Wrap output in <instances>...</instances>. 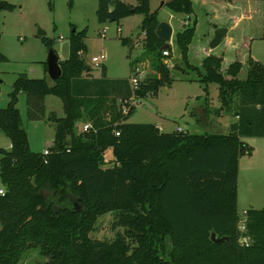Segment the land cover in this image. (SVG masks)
<instances>
[{
    "label": "trees",
    "instance_id": "16d2710c",
    "mask_svg": "<svg viewBox=\"0 0 264 264\" xmlns=\"http://www.w3.org/2000/svg\"><path fill=\"white\" fill-rule=\"evenodd\" d=\"M163 6L176 13L195 12L193 0H170ZM16 8L0 0V12ZM134 14L144 15L143 48L155 53L157 73L138 89H132L128 78L109 79L105 67L101 78L91 79L83 57L87 29L73 26L69 57L59 60L62 76L49 82L20 74L7 107H0V132L11 141L9 150L0 148V264H19L33 249L47 258L39 264H264V208L246 211L244 232L238 212L239 159L253 153L244 139L264 137V64L249 57L244 78L242 62L233 61L223 71V58L216 54L205 57L200 67L193 65L189 46L195 19L175 34L185 67L175 64L174 69L198 73L206 93L205 125L210 124V86L217 85V114L226 111L234 117L229 131L164 133L155 124L128 122L137 109L123 113L122 106L133 95H157L172 80L163 52L171 56L173 48H163L156 32L158 10H151L150 0H138L136 6L99 0L101 23ZM226 36V27H216L211 48ZM43 41L53 48L52 40ZM121 42L131 55L136 42L125 37ZM5 61L0 32V62ZM136 62L131 63L132 74ZM21 93L27 96L32 120L46 117V96L62 100L64 116L52 111L48 117L55 127L48 154L31 149L18 108ZM81 119L90 127L78 132ZM108 149L114 156L111 166H105ZM106 214L114 215L113 228L122 231L112 240L92 238L98 219ZM213 233L224 240H213ZM244 237L247 243L241 242Z\"/></svg>",
    "mask_w": 264,
    "mask_h": 264
},
{
    "label": "rangeland",
    "instance_id": "374dc122",
    "mask_svg": "<svg viewBox=\"0 0 264 264\" xmlns=\"http://www.w3.org/2000/svg\"><path fill=\"white\" fill-rule=\"evenodd\" d=\"M136 6L138 0H122ZM170 0H150L152 11L158 10V18L171 21L175 34L183 31L187 26L197 19L199 21V33L207 34V39H213L216 28L214 22L221 24L222 14L215 16L212 11L220 8V3L209 2L204 4L203 0H193L195 12L190 16L185 13H176L170 10L163 3ZM241 5L253 12L251 20L245 22V33L251 40L252 51L248 46L245 64L241 70V77H245L248 70V59H254L264 64V0H240ZM99 0H32L23 9L18 6L16 9L2 11L0 14L1 51L7 56L8 61L0 62V107L5 108L9 103V93L12 90L15 80L20 74H26L31 78L47 77L50 79L45 64L48 61L49 48L44 43L46 37L53 42V48L60 57L66 60L70 52V34L73 26L78 30L87 29L86 43L89 50L84 54V58L89 66L93 68V74L101 76L104 65H96L92 62V57L105 52L108 56L107 66H110V74L118 76L120 79H129L132 74L131 63L136 61L135 67L140 69L142 80L150 79L157 75L154 69L155 53L144 52L145 34L141 30L143 14H134L120 22L101 23L97 17ZM217 16L219 18H217ZM190 21V22H189ZM220 25V26H221ZM106 28V31H105ZM240 28L234 34L240 35ZM45 34H40V31ZM240 33V34H239ZM121 37L132 38L139 41L130 55L129 46H124ZM175 37V36H174ZM172 40V55L164 58L165 63L171 71V83L161 85L157 95L147 94L141 99V103L136 107V112L130 116L128 122L131 123H151L162 127V132L173 133L180 126L192 133L204 134L207 132L227 133L234 117L222 111L217 114L220 107L218 100L217 85H211L209 108L211 110L210 123L205 125L204 112L205 86L198 81V73L188 69L183 72L174 69V65L184 66L181 56ZM220 47L216 52H220ZM232 55H226L224 63L229 65L233 61L240 60L237 57L230 59ZM193 65L200 67L195 60ZM223 65L222 70L225 71ZM52 81V80H49ZM198 97H201L198 99ZM22 123L26 129L31 144V149L40 152L45 148L47 142L55 137L54 124L48 119L53 111L58 116L63 114V103L60 97L50 95L46 104V117L41 120H32L28 115L27 96L20 94L18 103ZM201 111L199 112V110ZM198 110V111H197ZM201 116V118H200ZM200 118L201 122H198ZM87 121L81 119L76 124V130L81 132L83 125ZM221 123L220 127L215 124ZM10 139L0 132V148L9 150ZM253 148L252 155H243L240 162L239 175V198L238 212L240 215V225H245L246 211L251 208H264V140L246 139ZM254 154V155H253ZM113 153L111 149L106 151L105 166L113 165ZM1 159V154H0ZM1 183V179H0ZM114 215L106 214L101 216L95 229L90 236L99 240H112L118 231L113 228ZM47 258L42 256L38 249L29 250L22 257L19 264H39Z\"/></svg>",
    "mask_w": 264,
    "mask_h": 264
},
{
    "label": "crops",
    "instance_id": "0c3cea01",
    "mask_svg": "<svg viewBox=\"0 0 264 264\" xmlns=\"http://www.w3.org/2000/svg\"><path fill=\"white\" fill-rule=\"evenodd\" d=\"M6 1L15 4L17 7L20 6L21 9H23L27 3H32V0H6ZM35 1H37V0H35ZM249 1H253V0H249ZM203 2H204V4H207L209 2L220 3V4L215 5L217 7H218V5H220V8H215L214 11H212V13L214 16H215V14L217 15V13L222 14V17L220 18L222 21L220 23H222V25L214 22V28L226 27L227 28V36L225 37L222 44L219 46L221 51L216 52L219 47L214 48V49L211 48L210 43H211L212 39H210V40L207 39L208 35L205 33H203V34L199 33L200 24H199V21L197 20L198 23H197V29L195 32V36H194L193 42L189 46L190 61L193 62V60H195L198 65H201V63L205 57H207L210 54H216L218 56H222L223 65L228 67L229 65H226L224 63V61L226 59V55H232V57L230 58L231 60L234 59V57H237L238 59H240L239 61L242 62V64L244 65L245 62L243 61V59H245V57H246V51H247L248 46H250V50L252 49L251 48L252 42H251V40L249 41V43L247 42L249 37L245 33V22L252 19V17H253L252 10L249 7L247 9L245 8V6L243 7V5H241L240 0H203ZM0 14H1V12H0ZM192 15H189L190 21L192 20V18H191ZM217 18H219V17L217 16ZM159 20H160V22L166 21V22L170 23L171 26L173 27L174 36H175V30H174V26H173L172 22L167 21V20H161V19H159ZM238 28H240L239 29L240 33H241V34L239 33L240 35H238V33L234 34ZM105 31H106V28H105ZM214 32H215V30H214ZM87 50H89L88 44H87ZM103 53H105V52H103ZM251 57L253 58L252 55H251ZM59 59H60V57H59ZM107 59H108V56H107ZM107 59H106V61H107ZM102 65L105 66L106 76L109 79H118L119 78L118 76H114V75L112 76L110 74V66H107L106 63H104V62L102 63ZM88 74H89V77L91 79L101 78V76L98 77V76L93 74V68L91 66H89V68H88ZM49 80H51V79H49ZM49 82H51V81H49ZM90 90L92 92H96L95 88H92ZM49 96L50 95L45 97V106L47 104ZM19 101H20V95H19ZM19 101H18V103H19ZM62 116H64V109H63V114L60 117H62ZM215 125L220 127L221 123H218ZM158 127L160 128V130L162 132V127L161 126H158ZM220 129H221V127H220ZM246 139L247 138H245L244 140L246 141ZM250 139L264 140V137H260V138L255 137V138H250ZM53 141H54V139L50 142H47L45 145V148L40 152H44L50 146H52ZM30 146H31V144H30ZM250 146H252L254 149L257 148V146L254 144L253 145L250 144ZM10 148H11V141L9 142V149ZM242 157H240V159H239V175H240V162L242 160ZM239 175H238V198H239Z\"/></svg>",
    "mask_w": 264,
    "mask_h": 264
},
{
    "label": "water",
    "instance_id": "95a60500",
    "mask_svg": "<svg viewBox=\"0 0 264 264\" xmlns=\"http://www.w3.org/2000/svg\"><path fill=\"white\" fill-rule=\"evenodd\" d=\"M156 32H157L158 37L165 43L163 48L166 49L170 47L172 44L173 36H174L173 27L171 26V24L166 21H161L157 27ZM40 34L44 35L45 31L41 30ZM59 60H60L59 56L55 52V50L50 49L49 54H48L47 66H48V74L52 81L62 76V68H61ZM212 239L217 242L224 240V238L216 239L215 233L212 234Z\"/></svg>",
    "mask_w": 264,
    "mask_h": 264
},
{
    "label": "built area",
    "instance_id": "2783aa9c",
    "mask_svg": "<svg viewBox=\"0 0 264 264\" xmlns=\"http://www.w3.org/2000/svg\"><path fill=\"white\" fill-rule=\"evenodd\" d=\"M139 44V41H136V46H138ZM163 54L165 56H170V51H164ZM107 59V55L105 53H101L100 55H95L92 57V62L95 63L96 65H100L104 62V60ZM142 81V74H140V69L139 68H136L135 67V72L132 74V76L130 77V83H131V86H132V89L133 90H136L138 89L139 87V84L140 82ZM141 103V98L133 95L130 99H129V105H123L122 106V111L123 113H128L129 109L134 106V107H137L139 104ZM90 127V124L89 123H86L84 126H83V130H87L88 128ZM177 132H182L184 131V129L182 127H178L176 129ZM116 135H120V132H116ZM45 154H48V149L44 151ZM3 191L4 193V190L3 189H0ZM240 228L241 230L244 232L246 230V226L244 225H240ZM248 238L247 237H244L241 239V242L242 243H247L248 242Z\"/></svg>",
    "mask_w": 264,
    "mask_h": 264
},
{
    "label": "clouds",
    "instance_id": "9594fccd",
    "mask_svg": "<svg viewBox=\"0 0 264 264\" xmlns=\"http://www.w3.org/2000/svg\"><path fill=\"white\" fill-rule=\"evenodd\" d=\"M3 194V191L2 190H0V195H2Z\"/></svg>",
    "mask_w": 264,
    "mask_h": 264
}]
</instances>
